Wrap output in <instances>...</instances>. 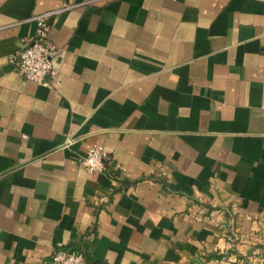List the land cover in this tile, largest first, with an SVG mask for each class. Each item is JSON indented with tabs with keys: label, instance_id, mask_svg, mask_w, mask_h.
Listing matches in <instances>:
<instances>
[{
	"label": "crops",
	"instance_id": "0c3cea01",
	"mask_svg": "<svg viewBox=\"0 0 264 264\" xmlns=\"http://www.w3.org/2000/svg\"><path fill=\"white\" fill-rule=\"evenodd\" d=\"M67 4L56 76L22 77L30 17ZM65 249L264 264V0H0V264Z\"/></svg>",
	"mask_w": 264,
	"mask_h": 264
},
{
	"label": "built area",
	"instance_id": "2783aa9c",
	"mask_svg": "<svg viewBox=\"0 0 264 264\" xmlns=\"http://www.w3.org/2000/svg\"><path fill=\"white\" fill-rule=\"evenodd\" d=\"M72 6L67 4L61 9L37 13L30 17L29 20L35 23V31L12 57L16 70L22 77L36 83L50 85L58 72L54 62L58 49L46 39L48 31L46 19L59 10ZM109 160L108 150L101 145L93 144L86 149L85 154L80 158V163L90 172H102L108 166ZM51 260L53 264H89L85 252L72 249L54 252Z\"/></svg>",
	"mask_w": 264,
	"mask_h": 264
}]
</instances>
